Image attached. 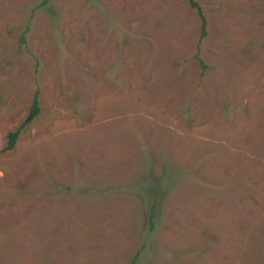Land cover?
I'll return each mask as SVG.
<instances>
[{
    "label": "rangeland",
    "instance_id": "rangeland-1",
    "mask_svg": "<svg viewBox=\"0 0 264 264\" xmlns=\"http://www.w3.org/2000/svg\"><path fill=\"white\" fill-rule=\"evenodd\" d=\"M195 1L0 0V264H264V0Z\"/></svg>",
    "mask_w": 264,
    "mask_h": 264
},
{
    "label": "trees",
    "instance_id": "trees-1",
    "mask_svg": "<svg viewBox=\"0 0 264 264\" xmlns=\"http://www.w3.org/2000/svg\"><path fill=\"white\" fill-rule=\"evenodd\" d=\"M188 1H189V6H191V7H193L195 9V12H196V14L198 16L200 36H202V35H204V32H205L204 31L205 16L203 15L201 7L199 6V4L195 0H188ZM195 57H196L199 65L201 67H203V63H202V60L200 59V57H198L197 55ZM39 109L40 108H39V103H38L37 91H34L25 116L23 117L22 121L20 122V124L18 126H16L15 128L7 131V133H6V141H5V144L1 147V150L10 149V148L13 147L15 139H16L19 131L21 129L25 128V126L38 114ZM156 187H157V185L155 184V186H152V188L151 187L149 188L151 194L148 196L147 204L151 208H154L156 203L158 204V202H157L158 201L157 200V194L159 192H158ZM147 218H149L150 222H152V218H151L150 215Z\"/></svg>",
    "mask_w": 264,
    "mask_h": 264
}]
</instances>
